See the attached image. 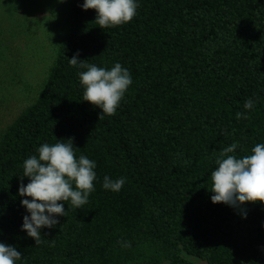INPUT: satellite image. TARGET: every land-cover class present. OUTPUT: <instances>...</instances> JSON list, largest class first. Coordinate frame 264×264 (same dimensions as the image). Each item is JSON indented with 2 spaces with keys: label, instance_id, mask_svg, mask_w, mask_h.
<instances>
[{
  "label": "trees",
  "instance_id": "trees-1",
  "mask_svg": "<svg viewBox=\"0 0 264 264\" xmlns=\"http://www.w3.org/2000/svg\"><path fill=\"white\" fill-rule=\"evenodd\" d=\"M136 2L130 22L101 29L95 10L70 0L43 87L0 134V243L21 252L16 264H192L182 251L208 264H264V204L210 199L219 152L237 143L242 158L264 143V0ZM77 51L131 73L115 115L99 119L83 101L86 69L68 62ZM68 138L77 158L95 161V191L79 209L64 202L65 216L35 244L22 230L23 162ZM104 176L126 180L114 192Z\"/></svg>",
  "mask_w": 264,
  "mask_h": 264
},
{
  "label": "clouds",
  "instance_id": "clouds-1",
  "mask_svg": "<svg viewBox=\"0 0 264 264\" xmlns=\"http://www.w3.org/2000/svg\"><path fill=\"white\" fill-rule=\"evenodd\" d=\"M83 10H95V22L101 29L130 22L139 7L136 0H83ZM79 51L68 59L69 65L86 69L78 73L84 89L83 101L101 110L99 119L104 115L113 116L129 86L131 73L120 63L110 70L86 63L78 59ZM254 101L246 100L245 109H252ZM237 119H247L243 112L236 113ZM237 143L224 147L215 159L217 167L211 173V202L240 207L246 203L264 204V143H257L250 155L237 158L234 150ZM71 138L66 143H44L38 155H31L23 162V176L29 182L21 183L18 195L29 215L23 217L22 230L35 244L42 242L41 228H53L59 221L57 216H65L64 202L70 201L79 209L88 202L89 195L95 191L94 171L96 163L84 155L78 158ZM126 178L113 180L104 176L102 187L114 192L120 191ZM62 202V203H58ZM246 218V213L244 214ZM124 247H130L125 243ZM22 257L15 247L0 243V264H16Z\"/></svg>",
  "mask_w": 264,
  "mask_h": 264
},
{
  "label": "rangeland",
  "instance_id": "rangeland-1",
  "mask_svg": "<svg viewBox=\"0 0 264 264\" xmlns=\"http://www.w3.org/2000/svg\"><path fill=\"white\" fill-rule=\"evenodd\" d=\"M70 0H0V134L38 96L69 25ZM192 264L205 260L182 251Z\"/></svg>",
  "mask_w": 264,
  "mask_h": 264
}]
</instances>
